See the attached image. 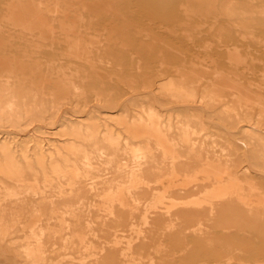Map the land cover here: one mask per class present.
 Masks as SVG:
<instances>
[{
	"label": "rangeland",
	"instance_id": "374dc122",
	"mask_svg": "<svg viewBox=\"0 0 264 264\" xmlns=\"http://www.w3.org/2000/svg\"><path fill=\"white\" fill-rule=\"evenodd\" d=\"M36 263L264 264V0H0V264Z\"/></svg>",
	"mask_w": 264,
	"mask_h": 264
},
{
	"label": "bare ground",
	"instance_id": "6f19581e",
	"mask_svg": "<svg viewBox=\"0 0 264 264\" xmlns=\"http://www.w3.org/2000/svg\"><path fill=\"white\" fill-rule=\"evenodd\" d=\"M225 3H226V2H225ZM221 7L223 8V11L226 13V12H227V9H226L227 6H226V7L221 6ZM231 114H232V113H231ZM233 115H234V114H233ZM160 138H161V137H160ZM162 138H163V137H162ZM162 138H161V141L164 139V138H163V139H162ZM158 140H159V139H158ZM161 141H160V142H161ZM163 142H164V140H163ZM248 163H249V162H248ZM221 191H222V188H221V187H218L214 193H219V192H221ZM221 193H222V192H221ZM26 253H27V252H26ZM26 257H27V256H26ZM28 257H29V256H28ZM36 264H37V263H36Z\"/></svg>",
	"mask_w": 264,
	"mask_h": 264
}]
</instances>
